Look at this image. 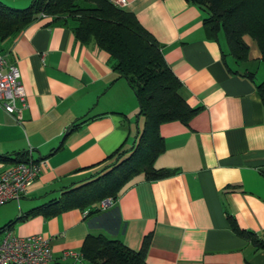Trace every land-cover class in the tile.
<instances>
[{"label": "crops", "instance_id": "crops-1", "mask_svg": "<svg viewBox=\"0 0 264 264\" xmlns=\"http://www.w3.org/2000/svg\"><path fill=\"white\" fill-rule=\"evenodd\" d=\"M1 1L20 7L31 0ZM118 6L155 36L186 101L201 106L188 123L160 124L165 148L154 165L176 172L154 179L138 174L106 206L97 201L91 208L18 218L100 168L116 149L132 146L143 119L108 51L79 40L66 17L41 15L0 40L26 91L20 120L0 107V153L26 150L45 159L23 195L0 204V228L18 218L12 233L49 236L48 264H88L62 253L80 251L89 233L118 238L132 249L151 233L148 264H264V246L236 233L229 222L231 215L264 241L259 50L236 62L226 53L223 34L210 36L204 10L189 0H125ZM247 70L255 71L252 79L241 74ZM79 119L84 120L72 128ZM14 163L0 161V173Z\"/></svg>", "mask_w": 264, "mask_h": 264}, {"label": "trees", "instance_id": "trees-1", "mask_svg": "<svg viewBox=\"0 0 264 264\" xmlns=\"http://www.w3.org/2000/svg\"><path fill=\"white\" fill-rule=\"evenodd\" d=\"M189 1L204 10L202 22L210 36L217 39L220 33L223 34L226 53L236 62L249 57L250 44L246 36L255 40L258 57L264 61V0ZM41 13L66 17L79 40L94 42L108 51L113 70L126 79L137 98L138 115L143 117V124L132 146L116 149L100 168L78 183L63 187L58 196L29 208L18 218L36 214L49 217L71 208H91L107 196L117 198L125 184L138 174L154 179L175 173L176 168L154 165L156 157L165 148L160 124L169 120L188 123L201 106H192L186 101L182 82L166 62L155 36L132 11L111 0H31L24 7L11 6L0 0V40L16 34ZM226 53L223 51L222 56ZM241 74L252 79L255 71L247 70ZM255 85L264 105V77ZM83 120L73 122L72 128ZM13 154L0 153V161L14 163L30 157L26 150ZM18 218L6 222L0 233L9 229ZM229 222L236 233L251 239L258 247L264 246V241L255 232L238 226L231 215ZM150 239L151 233L144 235L141 246L132 249L118 238L89 233L80 251L88 264H148L146 253Z\"/></svg>", "mask_w": 264, "mask_h": 264}, {"label": "built area", "instance_id": "built-area-1", "mask_svg": "<svg viewBox=\"0 0 264 264\" xmlns=\"http://www.w3.org/2000/svg\"><path fill=\"white\" fill-rule=\"evenodd\" d=\"M116 5L125 0H111ZM44 16V13H41ZM26 105V91L19 78V70L14 62L7 58V53L0 51V107L14 116L22 118V109ZM45 164V159H34L16 162L0 173V204L11 199L18 200L32 184ZM116 198L107 196L100 200L108 205ZM62 256L82 258L81 251L67 249ZM49 236L42 233L17 235L5 229L0 234V264H48L52 260Z\"/></svg>", "mask_w": 264, "mask_h": 264}, {"label": "rangeland", "instance_id": "rangeland-1", "mask_svg": "<svg viewBox=\"0 0 264 264\" xmlns=\"http://www.w3.org/2000/svg\"><path fill=\"white\" fill-rule=\"evenodd\" d=\"M27 5V4H26ZM18 7V6H17ZM20 7H24V6H20ZM247 40L249 41L250 43V54H254L255 52L258 51V47L256 45V42L254 39H252L250 36H246ZM255 76L257 78H261V77H264V66H262L259 71L257 72L256 71V74ZM142 124H143V119H142Z\"/></svg>", "mask_w": 264, "mask_h": 264}]
</instances>
